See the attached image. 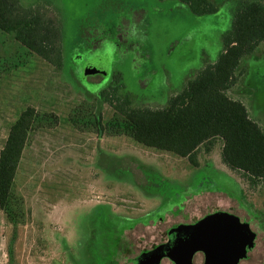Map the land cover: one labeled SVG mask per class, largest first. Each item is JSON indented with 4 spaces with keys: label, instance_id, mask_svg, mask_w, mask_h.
Wrapping results in <instances>:
<instances>
[{
    "label": "rangeland",
    "instance_id": "1",
    "mask_svg": "<svg viewBox=\"0 0 264 264\" xmlns=\"http://www.w3.org/2000/svg\"><path fill=\"white\" fill-rule=\"evenodd\" d=\"M39 1L49 2L61 19L60 69L0 33V150L26 107L53 118L23 151L10 216L0 210V264H109L107 224H99L105 211L122 218L117 224L137 222L125 233L127 251L116 264L165 235L167 253L157 255L156 247L149 264L163 257L191 264L217 239L244 247L238 264H264V183L249 188L221 163L218 147L199 155L193 168L127 136L99 137L93 127L96 117L105 123L112 115L100 93L117 74L119 93L134 106L163 107L217 59L243 0H212L217 11L202 16L176 0L21 3ZM239 71L228 95L264 128V47L243 58ZM173 224L185 227L176 233L167 229Z\"/></svg>",
    "mask_w": 264,
    "mask_h": 264
},
{
    "label": "trees",
    "instance_id": "2",
    "mask_svg": "<svg viewBox=\"0 0 264 264\" xmlns=\"http://www.w3.org/2000/svg\"><path fill=\"white\" fill-rule=\"evenodd\" d=\"M176 1L195 16L217 11L212 0ZM0 33L11 36L53 68L62 67V23L49 2L24 6L21 0H0ZM260 45L264 47V0H243L234 11L230 30L222 37L217 59L198 70L163 107L134 106L128 95L119 93L117 74L113 86L100 93L112 115L105 123L96 117L95 132L99 137L127 136L145 147L186 159L193 168L199 167V155H209L218 147L220 161L228 170L249 188L262 185L264 128L249 117L243 103L228 95L240 74L242 59ZM48 117L53 119L26 107L8 130L0 150V210L6 216H10L7 208L23 151L31 134L48 123ZM112 219L99 215V224L117 226L122 220ZM136 224L121 225L130 229Z\"/></svg>",
    "mask_w": 264,
    "mask_h": 264
},
{
    "label": "flooded vegetation",
    "instance_id": "3",
    "mask_svg": "<svg viewBox=\"0 0 264 264\" xmlns=\"http://www.w3.org/2000/svg\"><path fill=\"white\" fill-rule=\"evenodd\" d=\"M104 215L103 217L106 218H113L112 220H114L115 218H118L116 216L111 215L110 212L105 211L102 212ZM141 225V224H140ZM180 224H173L170 227H168L167 229H171V230H175V232H179L181 229L178 227ZM182 225H180L181 227ZM184 226V224H183ZM105 227V226H103ZM132 228H126V226H122L121 224L115 226V225H107L106 226V238L104 239V242L109 246H111L109 251H105V256L107 258V261L109 264H116L117 261V256H119V252L120 251H127V248L124 247V235L126 232H128L129 230H131ZM119 231H121V234H119ZM165 232V230H164ZM256 234V233H255ZM177 235V234H176ZM257 236V235H256ZM256 238V237H255ZM255 241V240H254ZM167 242V236L165 235V238L163 240H158L156 241L153 245H151L149 248L147 249H143L141 251H139L136 254H133L131 256L128 257L125 256V263L126 264H149L151 263L150 259L152 258L151 256H153L154 251L156 247H158V250L156 251V254L159 256H162L163 254L167 253L166 251V246L165 243ZM105 244V245H106ZM143 253H145L144 255H142ZM155 256V255H154ZM200 256L202 258V262L204 260L203 254L201 252H197L193 255L192 259H191V264H197L195 261V258ZM151 257V258H150ZM161 260L167 261L169 264H175L174 262H172L171 260L167 259L166 257H163ZM162 262L160 264H162Z\"/></svg>",
    "mask_w": 264,
    "mask_h": 264
},
{
    "label": "water",
    "instance_id": "4",
    "mask_svg": "<svg viewBox=\"0 0 264 264\" xmlns=\"http://www.w3.org/2000/svg\"><path fill=\"white\" fill-rule=\"evenodd\" d=\"M181 227H185V225ZM216 230L219 233L218 229ZM223 242L226 241L217 239L216 242L207 246V248L198 250L204 257L202 264H238L241 259L245 258L246 254L244 247L240 248V246L234 243L226 242L235 245L234 250H231L228 246L224 245Z\"/></svg>",
    "mask_w": 264,
    "mask_h": 264
}]
</instances>
